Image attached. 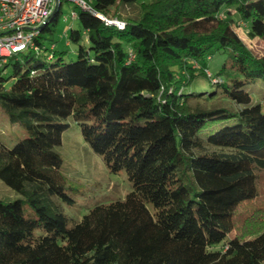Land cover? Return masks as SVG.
Wrapping results in <instances>:
<instances>
[{"label": "trees", "instance_id": "1", "mask_svg": "<svg viewBox=\"0 0 264 264\" xmlns=\"http://www.w3.org/2000/svg\"><path fill=\"white\" fill-rule=\"evenodd\" d=\"M83 1V30L69 34L76 60L44 42L58 10L34 40L39 50L0 67V123H10L0 130V180L20 196L0 199V264H264L256 212L253 230L223 242L239 209L257 199L264 171V100L252 103L246 89L264 81V54L235 30L241 21L264 40V0ZM10 68L15 82L4 90ZM69 117L132 185L124 200L96 204L73 226L62 206L75 204L76 190L55 151Z\"/></svg>", "mask_w": 264, "mask_h": 264}, {"label": "rangeland", "instance_id": "2", "mask_svg": "<svg viewBox=\"0 0 264 264\" xmlns=\"http://www.w3.org/2000/svg\"><path fill=\"white\" fill-rule=\"evenodd\" d=\"M152 1L153 0H140V3H149ZM80 9L79 5L74 1L63 0L58 22L52 27L51 33L45 34L47 39H49L44 41L48 47L54 42L58 50L66 51V62L77 59V49L79 44L70 42L69 34L72 30H83L77 18H72V13H78ZM128 11H131L130 7L120 8L121 13ZM235 30L252 54L259 57L264 54V40L256 37H250L248 34V26L246 24L239 21ZM67 43L69 44L67 45ZM81 44L87 46L86 41H82ZM224 58L225 54L222 52L215 54L210 62V69L212 71H217L221 67ZM11 72L12 69L10 68L7 71V81L5 82L4 90L10 89L15 82V79L9 77ZM198 81L200 86L205 85L206 83L201 77L198 78ZM246 89L252 97V103L255 104L263 102V80L247 84ZM65 122L69 126L63 133L61 145L57 146L55 151L61 157V172L66 176L68 185L76 190V192L72 191L70 193L75 199V204L73 206H68L66 204L62 206L63 212L69 217L70 226H73L82 218L83 215L87 213L90 208L94 207L96 204L124 200L126 195L131 192L132 185L125 171H121L118 174H114L109 171L102 157L96 154L90 145L84 140L81 128L73 117H69L65 120ZM3 126L8 127L10 126V123H7V121L0 123V130L3 129ZM1 138L10 148H12L16 143L15 140L7 135V133H4ZM258 187L259 194L257 199L246 206L243 205L239 209L240 216L237 219L238 228L233 230L226 237L223 241L224 243H226L227 239L237 235L242 229L245 232L253 230L251 224V220H253L251 219L252 216H256V218L261 216L263 221L264 171H261L259 174ZM18 198H20V196L0 180V199L14 201ZM196 211L198 217L202 218L199 206H196ZM255 212L259 216L254 215ZM30 214H33V211L26 206V216H29ZM255 227H257L256 224ZM204 229L209 235V227L205 226ZM40 233L41 231H37V234ZM224 243H220L215 248L220 249Z\"/></svg>", "mask_w": 264, "mask_h": 264}, {"label": "built area", "instance_id": "3", "mask_svg": "<svg viewBox=\"0 0 264 264\" xmlns=\"http://www.w3.org/2000/svg\"><path fill=\"white\" fill-rule=\"evenodd\" d=\"M88 9L83 0H71ZM63 0H0V67L14 55L30 49L39 50L34 40L50 18L61 8ZM94 15L109 26L124 28L125 23L104 15ZM77 13H72L76 18ZM133 58V56H132Z\"/></svg>", "mask_w": 264, "mask_h": 264}]
</instances>
